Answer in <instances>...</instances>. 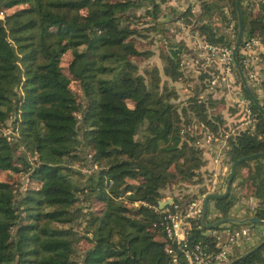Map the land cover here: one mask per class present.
Wrapping results in <instances>:
<instances>
[{"label": "trees", "instance_id": "16d2710c", "mask_svg": "<svg viewBox=\"0 0 264 264\" xmlns=\"http://www.w3.org/2000/svg\"><path fill=\"white\" fill-rule=\"evenodd\" d=\"M217 1L203 0L205 20L198 26L213 42L221 37L210 25ZM160 4L0 0V169L21 174L15 181L0 179V264L168 263L163 233L153 225L159 214L130 202L156 204L173 181L191 186L172 194L176 201L203 190L209 157L180 130L195 122L214 131L220 127L212 121L219 115L215 101L189 92L181 99L175 91L174 99L173 88L160 85L162 73L173 84L182 82L180 59L189 56L183 43H161L162 65L145 63L153 51L138 46L137 38L154 40L158 31L168 30L166 20L173 24L174 18L158 19ZM240 6L242 39L263 36L264 1L254 15L243 0ZM144 14L150 17L140 25ZM66 51L69 74L60 64ZM236 58L242 66L238 50ZM254 61L260 88H250L260 107L234 66L235 88L250 98L256 123L234 133L227 152L231 162L246 156L237 162L231 186L239 178L246 194L257 199L254 214L264 219V48ZM74 79L81 93L71 88ZM7 121L11 134L2 131ZM237 200L233 188L214 196L217 218L228 216ZM207 227L192 220L190 241L212 243ZM229 264H264V238Z\"/></svg>", "mask_w": 264, "mask_h": 264}, {"label": "built area", "instance_id": "2783aa9c", "mask_svg": "<svg viewBox=\"0 0 264 264\" xmlns=\"http://www.w3.org/2000/svg\"><path fill=\"white\" fill-rule=\"evenodd\" d=\"M191 1L195 6L198 4V0ZM173 4L180 8V4L176 0ZM195 6L191 9L194 10ZM176 26L178 33H183L187 38L190 36L193 39L196 38L195 44L191 47L193 49H189L191 53L196 54L198 58L203 60L206 58L218 62L217 67L208 73L209 78L204 84V89L209 90L220 87L231 89L232 100L240 109L239 119L229 127L220 126L217 131L196 122L182 126L180 131L192 135L195 138V143L203 147L209 157L208 169L204 172L206 177L203 183L206 187L203 190H197L192 196L181 202L174 200L172 195H165L159 200L165 201L162 206L159 201L156 204H150L140 199L132 201L131 204L134 206L138 204L149 205L159 214L158 221H155L153 225L158 226L163 233L164 250L168 255L167 264H229L234 256L243 254L255 245L256 234L253 222H240L238 220L229 223L228 220L208 226L204 233L211 236L213 242L202 243L200 241H190L191 221L200 219L203 223V220L213 223L220 219L217 218L218 211L214 205V194L223 192L227 187V179L231 171V161L227 152L229 138L239 129L251 130L256 123V115L250 107V98L241 89L235 88L234 47L224 41H210L205 35L198 33L197 30L191 33L192 27L182 19L176 21ZM185 44L189 46L188 41ZM263 48L264 35L243 38L239 49H237L241 55V68L245 78L248 76L249 79L246 78V80L249 86L250 84L254 86L256 91H259L260 88V78L254 60L256 54ZM180 60L182 62V58ZM219 63L220 66L218 67ZM259 102L261 103V101ZM111 182L109 180V183ZM256 205L257 199L250 197L245 206L241 205L240 202H236L233 205L237 206L236 210L232 206L229 213L233 218L235 217L234 219H239V216L244 214L250 216L254 214Z\"/></svg>", "mask_w": 264, "mask_h": 264}, {"label": "rangeland", "instance_id": "374dc122", "mask_svg": "<svg viewBox=\"0 0 264 264\" xmlns=\"http://www.w3.org/2000/svg\"><path fill=\"white\" fill-rule=\"evenodd\" d=\"M158 1H160V3H161L160 4L161 10L158 13V19L159 20H163V19H172L173 20V18H174L173 24H171L172 22L170 20L165 21V25L169 26L168 30L162 29L160 31L163 34V35L161 34V36H166V37L171 36V37H168L167 40L164 41V39L161 38V36H160V32L158 31L153 36L154 40L152 39V37L137 38L138 46H146L149 49H152V51H153L151 56H149V58L146 60V62H145L146 65H148V66H152V65L161 66L162 65V58H161L162 52H160V51H162L161 46H160L161 43H168V41H170L172 39H173L172 41H174V42L183 43L186 51L188 50L189 56L188 57L182 56V62L180 60V63L182 64V68L184 69V72L179 77V80L182 79L181 80L182 82H176L173 84L172 80L168 76H166L162 73L160 76L161 77L160 78V85L164 84L171 89L173 88V95L171 94V97L173 96L174 99H177V97L174 96V94H176V93H174V91H175V92L180 93L179 96L181 99L184 96L183 93L186 94L189 92V93L197 94L201 98H204V99H207L210 101H215L213 111L215 112V114L218 113L219 115H218V118H216L212 121H214L215 124H219V127L220 126L229 127L230 125H232L234 122H236L239 119V110H240L232 100L233 96L231 93V89L226 88V87H220V88L209 89V90L204 89V84H205L206 80L209 78L208 73L213 71V68L215 69V67H217L218 62L216 60H210V59L207 60L206 58H204V60H203L202 58H198L196 56V54L191 53L189 49H193L191 47H193V44H195L196 38L194 37V39H193L192 36L187 38L186 35H183V33H178L176 30V28H177L176 21L178 19H182L185 23H187L188 25H190L192 27L191 33L194 30H197L199 33L198 26H199V24L202 23V20H205L204 16L201 15L202 10H203V8H202L203 0H198L197 1L198 4L196 6L193 5V3H191L192 2L191 0H183V1L176 0V2L180 4L179 5L180 8H178V6H174V4H173L174 0H158ZM261 1H264V0H243V3H244L245 8L247 9V11H250V13L252 15H254V14H257L258 11L260 10V2ZM217 2H218L217 8L215 7V9L212 11V15H211V23H212V21H213V23L210 25L211 26L213 25V27H215L218 32H221V37H220L219 42L224 41L228 45H231L234 47L236 37H237V32H238V22H237V13H234L232 11L233 1L232 0H218ZM193 6H195L194 10L191 9ZM17 7H21V5L17 6ZM17 7L16 6L12 7L9 9V11L14 10ZM225 9H226V11H225ZM183 12H185V13H183ZM181 14H183V15H181ZM0 16H1V13H0ZM149 17H150L149 15L144 14L143 17H141L139 20L140 25H142L141 24L142 21H145L144 19L148 20ZM146 23L147 22H143L144 25H146ZM181 35H183V36H181ZM187 41L189 43V46H187L185 44ZM165 49L167 50V47H165ZM191 54H192V56H191ZM69 58H70V52L66 51L65 53H63V55L61 57V61H60V64L62 65V68H63V71L67 74H69V71L67 68V63L69 61ZM143 66H145L144 63H143ZM219 66H220V63L218 65V67ZM202 71H203V73L206 74V76L204 75V77L200 78ZM235 72L236 71L234 70V75H236ZM70 85H71V88L74 89V91L81 93L80 86H79L77 80H75V79L71 80ZM225 91H226V93H225ZM168 93H169V91H168ZM173 98H172V100H173ZM213 111H211V112H213ZM9 123L10 122L7 121L8 126H3V128H2V131L4 134L13 133L12 126H10ZM0 126H1V123H0ZM30 160H32V159H30ZM207 164H208V162H207ZM231 166H232V162H231ZM246 172H247L246 167H243L240 170L241 175L242 174L245 175ZM229 174H230V172H229ZM19 175H21V174L12 172V170L0 169V179L1 180L15 181ZM238 179L239 178L234 179V181L232 183L233 187L230 185L229 191L231 188H233L234 191L236 192L237 196H238V200L236 202L237 203L240 202L241 205L245 206L249 202L250 196H248V194H246V193H248V189L246 187H243V189H242V186H240V184L238 183ZM227 181H228V179H227ZM204 182H205V180H204ZM35 183H36V181H35ZM186 183H187L186 181H173V182L167 184L162 189V192L164 195H172L175 192H177L178 190H181V192H185V191L189 192L188 188H191V186H189L190 183L189 184H186ZM187 186H188V188H187ZM226 188L224 191H226ZM223 192H221V193H223ZM252 198L254 199V197H252ZM99 205H100V203H98V202H95V201L92 202V207H94V208H98ZM130 205H132L131 202H130ZM233 207L235 209L237 206H233ZM228 216L232 217L230 215V213ZM246 216H249V215L244 214L243 217H246ZM258 224H262V222H259ZM263 238H264V235L262 236V239L260 241H262ZM80 245L82 247H85L87 245V243H86V241L82 240ZM255 245H257V243H255ZM255 245L252 246L251 248L255 247ZM251 248H249L247 251H249ZM247 251H245V252H247Z\"/></svg>", "mask_w": 264, "mask_h": 264}, {"label": "water", "instance_id": "95a60500", "mask_svg": "<svg viewBox=\"0 0 264 264\" xmlns=\"http://www.w3.org/2000/svg\"><path fill=\"white\" fill-rule=\"evenodd\" d=\"M235 5H236V11H237V22H238V32H237V37H236V41H235V45H234V49H233V58H234V63L237 67V70L239 72V76H240V79H241V82L244 86V88L246 89L247 93L249 94L250 98L260 107V103L257 101L254 93L252 92L246 78H245V75L243 73V70L240 66V64L238 63L237 61V58H236V52H237V49L239 48L240 44H241V40H242V36H243V24H242V16H241V9H240V0H236L235 2ZM264 152V151H263ZM246 156H242V157H239L238 159H236L235 161L232 162V166H231V171H230V174L228 176V181H227V188H226V191H224L223 193H216L214 194V196L216 195H220V194H227L229 192V187L231 185V181L234 177V174H235V168H236V164L237 162H239L240 160H242L243 158H245ZM165 203V201H159V204L162 206L163 204ZM228 220H234L233 217H230V216H226L224 218H220L218 220H216L215 222L213 223H209V222H206L205 220L204 223L208 226H212L218 222H221V221H228ZM242 222H245V221H264V219H260L258 218L256 215H250V216H246L242 219H240ZM239 220V221H240ZM263 241V240H262ZM261 241V242H262ZM260 242V243H261ZM260 243H258L256 246H258ZM255 246V247H256ZM249 252V251H247ZM247 252H245L244 254H246ZM241 256V254H240Z\"/></svg>", "mask_w": 264, "mask_h": 264}, {"label": "crops", "instance_id": "0c3cea01", "mask_svg": "<svg viewBox=\"0 0 264 264\" xmlns=\"http://www.w3.org/2000/svg\"><path fill=\"white\" fill-rule=\"evenodd\" d=\"M243 216L244 215H241V216H239L240 217L239 219L236 218L233 221L234 222L238 221V220L244 218ZM240 222H242V221L240 220ZM252 222H253V227H254L255 234H256L255 240H254V244H255V243H258L262 239V236L264 235V221L258 220V221H252ZM259 222H262V224H258Z\"/></svg>", "mask_w": 264, "mask_h": 264}]
</instances>
